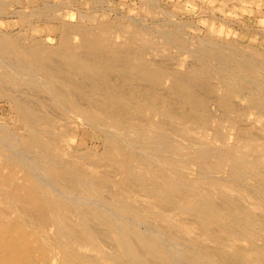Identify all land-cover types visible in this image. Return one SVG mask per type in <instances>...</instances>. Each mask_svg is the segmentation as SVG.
I'll list each match as a JSON object with an SVG mask.
<instances>
[{
	"label": "bare ground",
	"instance_id": "bare-ground-1",
	"mask_svg": "<svg viewBox=\"0 0 264 264\" xmlns=\"http://www.w3.org/2000/svg\"><path fill=\"white\" fill-rule=\"evenodd\" d=\"M53 4L32 18H57ZM105 21L63 22L58 45L0 31V98L23 122L0 123V264H264V121L251 109L264 111L251 80L264 55L209 40L181 70L145 56V29ZM77 118L103 152L67 148L60 122Z\"/></svg>",
	"mask_w": 264,
	"mask_h": 264
},
{
	"label": "rangeland",
	"instance_id": "rangeland-1",
	"mask_svg": "<svg viewBox=\"0 0 264 264\" xmlns=\"http://www.w3.org/2000/svg\"><path fill=\"white\" fill-rule=\"evenodd\" d=\"M45 1L46 0H30V2L28 0H0V6L2 10V13L0 14V31H4V33H9L11 35L22 33L21 35L25 36H27L29 33H33L36 35V38L40 40L50 39L51 45H54L55 43L58 45V41H60L62 35L61 24H63V22L67 23L68 21L69 24L81 23L85 26L93 28L94 26L97 27L99 24H102V21L104 23L105 19L106 21H108H105L106 23L119 24L120 22H122L120 24L124 25L127 30L131 29L132 27H139L141 29H145V31L148 32L146 33L148 38L146 37L145 40H147L149 44L151 43L149 47H151L152 52L151 50H149V48H147V50H145L144 52L145 56L149 58H155L158 56V62H161L162 60L168 58L167 62H169V64L173 63L172 60H175V68L181 70H185L187 69V67H190L194 64L196 60H194V54H191L192 51L195 52V50L197 51L207 47L206 45L209 40L211 42L214 41V43L216 42L218 45L222 43L226 44V46L229 45L227 43L230 42L237 47H241V49L243 48L250 52L252 51L251 53H253V51H257L260 52V54L264 55V0H48L46 1V3L52 4L54 2L53 5L55 6V10L57 9L55 11L57 15V18H55L56 20L52 17H49L48 15H46V17H39L41 18V20L37 17V19L32 18L31 13L34 10L38 9L39 6V8H41V6H44V4H46ZM55 3L58 6H56ZM32 8L34 10H32ZM85 11L87 12V14H84L86 13ZM103 13L106 14V17L104 16V18ZM77 16H79V19L77 18ZM47 17L48 19L46 20ZM61 18L62 20H64L63 22H61ZM24 19H26V21L30 23L29 26L25 25L26 21L24 22ZM135 22L138 24H136ZM179 26H181V29H179ZM124 32L125 31L119 32V30L115 28L111 31L110 35H112V38L115 37L118 39L116 40L114 38L113 40L122 42V44L125 43V45H129V42H131V40H129L131 38L129 37L130 33L125 32L126 34H124ZM175 32L180 33L179 36L184 38L185 47L183 49L179 50V47L170 45V40H173L172 37L174 36ZM74 39L75 43L79 41L78 36ZM149 40H151L152 42ZM200 42H204V44H201ZM153 52L156 54V56H152V54H154ZM178 60L182 63V65L178 62ZM176 62H178L180 66ZM230 66H235V63L230 64ZM229 72H231V70H229ZM234 72L236 73V71ZM252 75L253 78L251 80L255 81L260 87L259 89H257V91L253 90V92L255 93V97L257 98L255 99L256 101H259V99L261 98L264 102V73L260 71ZM234 78H236V81H239L238 79H240L237 75H234ZM243 96L246 98H244ZM243 96L240 99L242 100L243 104L245 102V105L247 106L248 103H250V95L248 93H245ZM213 106L211 104L210 108H212ZM214 107L212 108L213 111H216L217 114L221 113L217 108L215 109ZM257 107L258 108L254 107V109H251L254 110L255 115L259 116L258 118H261V121L263 122L264 120L262 119L264 118V111L258 105ZM251 109L250 111L252 112ZM254 112L252 113V116L254 115ZM77 119H71L68 122V124L70 125H68L67 127L65 126V124L67 123H65L64 120L60 122L63 125L62 128L66 132L68 131V136H70L71 138L73 137L70 141L72 146L68 145L67 148L69 150H72L76 146H79L82 150H89L93 153L99 154L103 152V137L95 131H92L88 125L83 123L84 121H82V118ZM0 123H4L10 131H14L17 133H21L23 131L22 120L19 119V116L15 112L12 104H10V102L6 100V98H0ZM233 128L235 127L231 126V124L227 125L226 123L225 131L227 135L231 137V140L229 139L227 141V144L230 143V147L231 145L233 146L236 141V133H234L235 129ZM211 132H209L206 136L207 141H213L214 136L213 132ZM194 163L196 162L193 161L191 165H193ZM192 167L195 168L194 166ZM193 168H191L192 171L191 169L189 170V175L194 178L197 176V173ZM226 168L228 169V167ZM226 171H221V173H218L217 176H220L219 178H226L228 176Z\"/></svg>",
	"mask_w": 264,
	"mask_h": 264
}]
</instances>
